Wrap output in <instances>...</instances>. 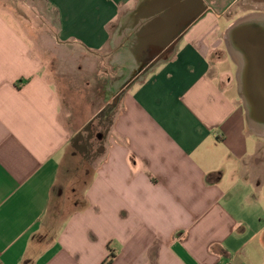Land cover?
I'll return each instance as SVG.
<instances>
[{
    "label": "crops",
    "instance_id": "obj_1",
    "mask_svg": "<svg viewBox=\"0 0 264 264\" xmlns=\"http://www.w3.org/2000/svg\"><path fill=\"white\" fill-rule=\"evenodd\" d=\"M40 1L51 32L0 10V264H264V143L217 81L223 23L145 60L86 166L72 141L110 103L92 104L97 60L123 76L114 35L139 0Z\"/></svg>",
    "mask_w": 264,
    "mask_h": 264
},
{
    "label": "water",
    "instance_id": "obj_2",
    "mask_svg": "<svg viewBox=\"0 0 264 264\" xmlns=\"http://www.w3.org/2000/svg\"><path fill=\"white\" fill-rule=\"evenodd\" d=\"M204 13L203 0H139L115 32L120 50L112 62L124 67L127 83L133 81L146 68V59L152 62L148 71L168 60L192 26L206 17ZM224 43L237 67V90L247 125L254 135L264 138L254 129L264 130V15L235 21L225 31ZM140 80V76L134 79Z\"/></svg>",
    "mask_w": 264,
    "mask_h": 264
},
{
    "label": "rangeland",
    "instance_id": "obj_3",
    "mask_svg": "<svg viewBox=\"0 0 264 264\" xmlns=\"http://www.w3.org/2000/svg\"><path fill=\"white\" fill-rule=\"evenodd\" d=\"M0 10H2L3 12L5 11L12 12L18 18L25 16L24 18H27L29 20L31 30H33L34 32L39 31L40 28L44 29L45 26L47 27L48 31L51 32V30H53L54 24L56 23V19L54 18L55 16L53 14H48V15L44 14L45 7L40 0H0ZM46 16L50 17L48 21L46 20L47 19ZM40 18L42 20H40ZM210 18H213V15H210ZM220 22L223 23L222 24L223 26L219 30L218 35L220 38H222V40H224L225 31L230 25L224 24V21L222 20ZM44 23L45 26L43 25ZM211 55H212V61L215 64H218L220 60L224 58H228L227 63L218 65V72L216 75L217 81H219L222 86H226L227 85L226 78L229 77V79L237 87V80H236L237 67L232 62L227 52L225 43L221 46L220 50L213 52ZM110 56L112 57V55ZM110 56L107 57V61L105 62L101 61V59L99 58L97 60V65H96L97 81H95L96 86L93 90L95 101L92 104L96 106V109L101 108L105 104L106 97H107L106 101L110 103L107 104L108 107L97 117V119L91 124L87 125L84 128V130L81 132V134L75 137L74 140L72 141V146H71L72 154L76 155V157H78L83 162V164H86V166H92L94 162L98 160V157L100 156L99 155L100 149L103 147V139H102L103 135L107 134L106 132L112 122L111 105H113V102L115 103V99L118 100L121 97L125 85L127 84V80H126L127 76H125L127 75V73L121 76V78H119L118 76L120 75V73H118L116 69L117 66L116 68L109 66ZM142 74H144V72H140L134 79L139 78V76L142 78L143 77ZM108 80L117 81V82L120 81L118 84L117 83L113 84L115 88L112 89L113 91L112 93L111 92L106 93L105 91ZM92 95L93 92L91 95H89L90 99H92L93 97ZM90 101L93 102V100ZM256 141L258 143H264V138ZM259 176H261V174L258 173V177ZM259 210L260 211L264 210L263 200H261V208Z\"/></svg>",
    "mask_w": 264,
    "mask_h": 264
},
{
    "label": "flooded vegetation",
    "instance_id": "obj_4",
    "mask_svg": "<svg viewBox=\"0 0 264 264\" xmlns=\"http://www.w3.org/2000/svg\"><path fill=\"white\" fill-rule=\"evenodd\" d=\"M203 2L205 16L213 15L228 25L246 15H264V0H203Z\"/></svg>",
    "mask_w": 264,
    "mask_h": 264
},
{
    "label": "trees",
    "instance_id": "obj_5",
    "mask_svg": "<svg viewBox=\"0 0 264 264\" xmlns=\"http://www.w3.org/2000/svg\"><path fill=\"white\" fill-rule=\"evenodd\" d=\"M114 259H115L114 254H110V255L108 256V258L104 261L103 264H112L113 261H114Z\"/></svg>",
    "mask_w": 264,
    "mask_h": 264
},
{
    "label": "bare ground",
    "instance_id": "obj_6",
    "mask_svg": "<svg viewBox=\"0 0 264 264\" xmlns=\"http://www.w3.org/2000/svg\"><path fill=\"white\" fill-rule=\"evenodd\" d=\"M254 129L260 134V135H264V130L261 128L260 129V127L258 128V127H254Z\"/></svg>",
    "mask_w": 264,
    "mask_h": 264
}]
</instances>
